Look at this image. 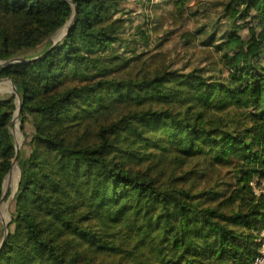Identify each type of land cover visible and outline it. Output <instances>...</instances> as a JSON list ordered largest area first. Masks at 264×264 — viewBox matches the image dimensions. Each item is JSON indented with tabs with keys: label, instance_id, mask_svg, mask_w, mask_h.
Masks as SVG:
<instances>
[{
	"label": "trees",
	"instance_id": "trees-1",
	"mask_svg": "<svg viewBox=\"0 0 264 264\" xmlns=\"http://www.w3.org/2000/svg\"><path fill=\"white\" fill-rule=\"evenodd\" d=\"M197 2L0 0V264L259 256L264 0Z\"/></svg>",
	"mask_w": 264,
	"mask_h": 264
},
{
	"label": "rangeland",
	"instance_id": "rangeland-1",
	"mask_svg": "<svg viewBox=\"0 0 264 264\" xmlns=\"http://www.w3.org/2000/svg\"><path fill=\"white\" fill-rule=\"evenodd\" d=\"M194 2L198 3L197 0H194ZM181 20L182 19H180L176 22L168 20L167 24H166V28L171 27L173 30L177 29L180 25ZM188 26L189 25L186 23V25L181 27L179 30L177 29L175 35L172 37V40L176 41L177 38H179L182 34H185L186 32L190 31L191 29L189 30ZM61 38H62V35H60L58 37V40H60ZM197 63H199V60H197ZM0 64H2V63H0ZM12 93L15 94L11 81L0 79V99L8 98ZM14 135H15L17 143H19V145L21 146V150H22L24 148L23 146H24V142H25V137H24L22 130H21V127L19 125V121L14 126ZM18 182H19V169H18V166H16L13 170V174H12L11 178L7 177V180H6V184H5V194H7L6 199H7L8 194L10 192L12 193V196L14 195V193L18 189ZM6 199L0 207V244L4 240L5 226L8 224L10 213L13 210V205H11L12 199L7 200V201H6Z\"/></svg>",
	"mask_w": 264,
	"mask_h": 264
},
{
	"label": "water",
	"instance_id": "water-1",
	"mask_svg": "<svg viewBox=\"0 0 264 264\" xmlns=\"http://www.w3.org/2000/svg\"><path fill=\"white\" fill-rule=\"evenodd\" d=\"M60 40H57L56 41V44L59 42ZM55 44V45H56ZM8 64H10V62L9 63H7V64H4V63H2V64H0V67H4V66H6V65H8ZM12 83V85H13V90H14V92H15V94L17 95V97H18V100H19V113H18V115L15 117V119H14V126L16 125V123L19 121V117H20V114H21V110H22V101H21V96L18 94V92H17V89H16V87H15V85H14V83L13 82H11ZM16 148H17V155L20 153V150H21V146L19 145V143H17V141H16ZM17 166V158L15 159V161H14V163H13V166H12V169H11V171H10V173H9V176L8 177H10L11 178V176H12V174H13V170H14V168ZM6 196H7V194H5L4 195V197H3V199H2V201H1V203H0V207H1V205L4 203V201H5V199H6ZM9 236V230H8V225H6L5 226V236H4V240H3V244H2V246L6 243V241H7V237ZM1 249V248H0Z\"/></svg>",
	"mask_w": 264,
	"mask_h": 264
},
{
	"label": "built area",
	"instance_id": "built-area-1",
	"mask_svg": "<svg viewBox=\"0 0 264 264\" xmlns=\"http://www.w3.org/2000/svg\"><path fill=\"white\" fill-rule=\"evenodd\" d=\"M253 187L255 190L256 195H264V181H262L260 184H258L257 181L253 182ZM263 243L260 249L259 256L255 259V261L251 264H264V232L262 233L261 236Z\"/></svg>",
	"mask_w": 264,
	"mask_h": 264
}]
</instances>
